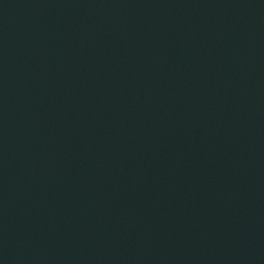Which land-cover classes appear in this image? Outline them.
<instances>
[{"label":"water","instance_id":"1","mask_svg":"<svg viewBox=\"0 0 264 264\" xmlns=\"http://www.w3.org/2000/svg\"><path fill=\"white\" fill-rule=\"evenodd\" d=\"M0 264H264V0H0Z\"/></svg>","mask_w":264,"mask_h":264}]
</instances>
